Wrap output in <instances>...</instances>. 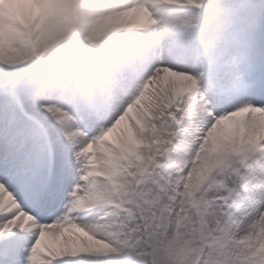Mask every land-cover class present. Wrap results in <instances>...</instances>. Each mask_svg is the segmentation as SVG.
<instances>
[{"label": "snow or ice", "instance_id": "snow-or-ice-1", "mask_svg": "<svg viewBox=\"0 0 264 264\" xmlns=\"http://www.w3.org/2000/svg\"><path fill=\"white\" fill-rule=\"evenodd\" d=\"M105 105L0 70V264H264V0H185Z\"/></svg>", "mask_w": 264, "mask_h": 264}, {"label": "rangeland", "instance_id": "rangeland-1", "mask_svg": "<svg viewBox=\"0 0 264 264\" xmlns=\"http://www.w3.org/2000/svg\"><path fill=\"white\" fill-rule=\"evenodd\" d=\"M74 0H0V46L12 42L20 71L42 62L30 73L33 86L71 106L108 104L128 82L138 81L152 61L167 53L172 34L183 22L185 0H83L78 34L64 24L63 14ZM67 35L79 46L90 41L103 49L93 60L60 83L58 70Z\"/></svg>", "mask_w": 264, "mask_h": 264}, {"label": "trees", "instance_id": "trees-1", "mask_svg": "<svg viewBox=\"0 0 264 264\" xmlns=\"http://www.w3.org/2000/svg\"><path fill=\"white\" fill-rule=\"evenodd\" d=\"M76 8L74 6L64 14V19L69 26L71 30L75 27V19H76ZM73 48V47H70ZM90 49H95L98 51L100 48L97 45H91L86 47V48H80V47H75V49H71L70 56L68 59H74L76 56L82 55L84 58H87L89 56V50ZM54 55V54H53ZM51 55V57L53 56ZM67 59V60H68ZM15 62V46L13 43H6L4 47H0V70L4 69L5 66ZM65 67H68L67 62H65ZM31 68L29 66H26L24 68V71H29Z\"/></svg>", "mask_w": 264, "mask_h": 264}]
</instances>
